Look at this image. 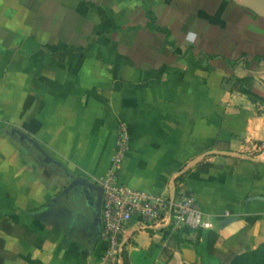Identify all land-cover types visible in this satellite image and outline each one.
I'll list each match as a JSON object with an SVG mask.
<instances>
[{
  "label": "crops",
  "instance_id": "0c3cea01",
  "mask_svg": "<svg viewBox=\"0 0 264 264\" xmlns=\"http://www.w3.org/2000/svg\"><path fill=\"white\" fill-rule=\"evenodd\" d=\"M179 185L209 231L124 232L122 264L264 242V19L232 0H0V264H103L93 177Z\"/></svg>",
  "mask_w": 264,
  "mask_h": 264
},
{
  "label": "built area",
  "instance_id": "2783aa9c",
  "mask_svg": "<svg viewBox=\"0 0 264 264\" xmlns=\"http://www.w3.org/2000/svg\"><path fill=\"white\" fill-rule=\"evenodd\" d=\"M126 148L127 138L121 128L112 157V170L93 177V182L102 188L98 216L105 243L101 257L103 264H122L126 245L123 235L130 224L136 226V231L151 234L212 230L215 218L207 214L181 184L172 194H151L119 182L117 170ZM263 148V143L251 144V150L256 153Z\"/></svg>",
  "mask_w": 264,
  "mask_h": 264
},
{
  "label": "water",
  "instance_id": "95a60500",
  "mask_svg": "<svg viewBox=\"0 0 264 264\" xmlns=\"http://www.w3.org/2000/svg\"><path fill=\"white\" fill-rule=\"evenodd\" d=\"M235 3L242 5L253 12L258 17L264 19V0H232ZM98 191L97 199V212L99 211L101 198H102V188L97 185H92Z\"/></svg>",
  "mask_w": 264,
  "mask_h": 264
},
{
  "label": "trees",
  "instance_id": "16d2710c",
  "mask_svg": "<svg viewBox=\"0 0 264 264\" xmlns=\"http://www.w3.org/2000/svg\"><path fill=\"white\" fill-rule=\"evenodd\" d=\"M222 264H264V244L257 250L242 255H235L230 262Z\"/></svg>",
  "mask_w": 264,
  "mask_h": 264
},
{
  "label": "rangeland",
  "instance_id": "374dc122",
  "mask_svg": "<svg viewBox=\"0 0 264 264\" xmlns=\"http://www.w3.org/2000/svg\"><path fill=\"white\" fill-rule=\"evenodd\" d=\"M264 244V242L263 243H261L258 247H256L255 249H249V250H247V251H245L244 253H242V254H245V253H247V252H249V251H253V250H257L261 245H263ZM242 254H239V255H242ZM231 259H232V257H230L229 259H227L226 261H224L223 263H227V262H230L231 261Z\"/></svg>",
  "mask_w": 264,
  "mask_h": 264
}]
</instances>
